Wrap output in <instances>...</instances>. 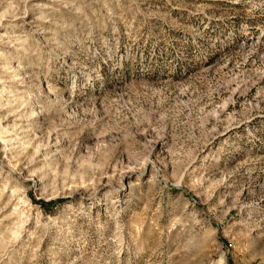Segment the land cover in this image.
<instances>
[{
    "label": "rangeland",
    "instance_id": "1",
    "mask_svg": "<svg viewBox=\"0 0 264 264\" xmlns=\"http://www.w3.org/2000/svg\"><path fill=\"white\" fill-rule=\"evenodd\" d=\"M0 264H264V0H0Z\"/></svg>",
    "mask_w": 264,
    "mask_h": 264
}]
</instances>
